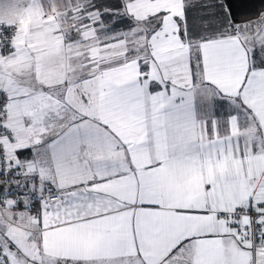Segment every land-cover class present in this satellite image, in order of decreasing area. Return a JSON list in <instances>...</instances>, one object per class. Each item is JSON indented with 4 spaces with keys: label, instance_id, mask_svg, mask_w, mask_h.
Returning a JSON list of instances; mask_svg holds the SVG:
<instances>
[{
    "label": "snow or ice",
    "instance_id": "1",
    "mask_svg": "<svg viewBox=\"0 0 264 264\" xmlns=\"http://www.w3.org/2000/svg\"><path fill=\"white\" fill-rule=\"evenodd\" d=\"M0 264H264V0H0Z\"/></svg>",
    "mask_w": 264,
    "mask_h": 264
}]
</instances>
